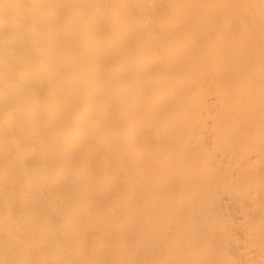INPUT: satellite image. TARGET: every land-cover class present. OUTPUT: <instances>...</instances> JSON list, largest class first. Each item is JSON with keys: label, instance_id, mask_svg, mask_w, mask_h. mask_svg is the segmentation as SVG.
I'll return each mask as SVG.
<instances>
[{"label": "bare ground", "instance_id": "6f19581e", "mask_svg": "<svg viewBox=\"0 0 264 264\" xmlns=\"http://www.w3.org/2000/svg\"><path fill=\"white\" fill-rule=\"evenodd\" d=\"M0 264H264V0H0Z\"/></svg>", "mask_w": 264, "mask_h": 264}]
</instances>
